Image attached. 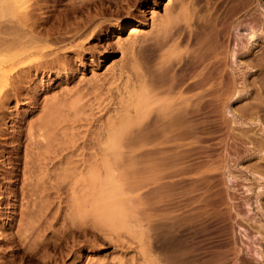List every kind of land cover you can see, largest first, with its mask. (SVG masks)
<instances>
[{
    "label": "bare ground",
    "instance_id": "bare-ground-1",
    "mask_svg": "<svg viewBox=\"0 0 264 264\" xmlns=\"http://www.w3.org/2000/svg\"><path fill=\"white\" fill-rule=\"evenodd\" d=\"M141 1L0 0V112L12 95L18 97L19 82L27 80L30 71L46 72L55 67V63H60L56 74L67 71V59L63 60L57 53L60 46L77 38L89 42L97 34L96 28L102 29V25L92 26L96 17L105 14L111 6L123 12L125 8L139 6ZM168 1L171 3L165 6L154 31H145L143 21L130 23V37L119 43L123 49L132 50L129 66L125 64L120 68L121 73H127L124 82L127 96L123 99V111L107 122L103 133L97 132L94 141L97 151L85 152L86 139L79 152L68 148L66 144L71 145L70 141L63 147L59 142L58 147L63 149L55 146L52 151L53 141L43 136L49 133L46 128L51 132L55 125L51 126L46 118L39 119L38 128L30 124L23 150L25 161L19 193L28 204L19 203L21 223L17 229L18 242L30 256L38 257L46 245L59 247L72 234L89 232V228L76 222L77 217L85 214L87 205H90V215L98 220L96 229L104 238L117 240L120 237L117 228H108L109 232L105 233V228L99 226L100 223L112 227L129 225L128 203L133 196L125 198L126 194L121 192L125 177L122 167H131L129 173L134 177L131 179L135 183L137 205L147 204L149 212L148 220L145 218L147 228H133L141 255V260L135 264H231L242 250L236 245L230 228L232 218L227 209L222 208L228 198L222 194L225 182L219 175L224 174L227 167L226 157L219 156L210 163L198 161V142L216 122L232 131L240 129L237 135L241 139L258 146L259 151L264 148L263 136L250 135V128L243 127L244 121L226 116L227 105L246 96L249 89L251 93L256 91L255 101L245 102L233 110L251 118L249 120L260 112L264 114V0H230L223 13L202 16L196 11L201 0ZM248 11L253 24H244L235 18ZM125 28L127 25L122 22L116 29ZM55 43L59 44L57 52ZM86 43L78 41L71 47H85ZM258 46L260 48L255 49ZM238 64V68L245 67L242 68L243 89L237 88L235 69ZM17 73L18 77L14 76ZM247 73L256 74V79L249 81ZM40 138L45 143L42 144ZM89 145L87 150H90ZM64 146L69 150L65 151ZM43 147L58 161L53 160L50 152L44 155L40 151ZM76 151L78 161L74 163L77 159H71V154ZM49 160L54 161L51 163L55 167L49 166ZM254 167L264 175V162ZM35 172L54 174V178L51 176L50 185L41 190L38 180L34 179ZM58 179L64 183L69 181L72 196L63 217L70 225L66 222L67 227L62 228L63 238H58L62 234L60 229L58 237L54 236L56 240L51 235L52 240L45 233L54 225L57 215L52 211L55 201L48 196L57 192L62 199ZM202 184L207 186L205 195L196 196ZM216 185L218 192L213 190ZM85 188L88 190L81 192ZM44 191L46 194L42 195ZM35 194L37 200L43 196L39 204L45 201L44 205L32 201ZM216 195L221 198L215 199ZM8 201L5 207L10 205ZM138 210V214L141 213V209ZM136 216L134 214V218ZM43 222L48 224L47 228ZM55 229L50 231L55 234ZM240 263L259 264L248 256V251H243Z\"/></svg>",
    "mask_w": 264,
    "mask_h": 264
},
{
    "label": "rangeland",
    "instance_id": "rangeland-1",
    "mask_svg": "<svg viewBox=\"0 0 264 264\" xmlns=\"http://www.w3.org/2000/svg\"><path fill=\"white\" fill-rule=\"evenodd\" d=\"M229 1L230 0H201L196 6V11H198V14L201 16L214 12L220 14L229 7ZM175 2L178 3L179 0H175ZM169 3L171 2L168 0H143L140 2L139 6H133L129 10L125 8L123 12H118L115 6H111L105 14L96 17L97 20H95L92 26L102 25V29L99 30L96 28L95 31H97V34L89 42L86 43L85 40H83L84 38H77L74 42L70 40V43L64 46L62 45L60 48L59 44L57 45V43H55V52H57L58 46L59 51L57 53L59 56L62 57L63 60L67 59L65 60V64L69 67L67 71L62 70L60 74L55 73L57 69L60 68V63H55V67L53 66L52 69L46 72L39 71L34 73V70L30 71L27 80L19 82L21 92L19 91L20 94L18 97L12 95L7 100L4 108L1 109L0 202H3L4 205L0 204V206H3L0 207V264L4 262H9V264H135L138 260H141V255L138 252L137 233L136 231L133 232V228H135L134 230L138 228H147L146 221L148 217L146 218V215L148 216L149 212L147 204L141 207L137 205V195L134 189L135 183L134 180L131 179V177H134L129 173L132 172L131 167H127V169L126 167H122L121 169L125 174L121 184L124 189L121 190V192L126 194L125 198L130 199L133 196L132 202L134 201L133 204L131 201L128 203L130 222L127 227L129 231L125 226L112 227L107 223L105 225L100 223L101 227L98 225L99 228H105L106 230L103 232H109L108 228H117L120 234L117 240L104 238L102 233L96 229L98 227H96L97 224L95 222H98V220L97 218L95 219L93 214H91L93 216L90 215V205H87L85 214L82 215L81 218L77 217L76 222L80 223L83 228H89V232L72 234L59 247L46 245L45 249H43V247L39 252L40 254H37L38 257L30 256L28 251L24 249V246L18 242L17 238V229L21 223L19 217V209L21 206H19V203L22 201L21 203L23 206L28 204L26 200L21 199V195L19 194L22 184L21 169L25 161L23 150L25 149V140L28 139L27 134L30 130V124L33 123L31 125H33L34 128H38L39 119L46 118L45 120H48L51 126L55 125L52 126L53 131L51 132L49 128H46V130H49V133L46 132L45 134L47 137H50V139L47 138L45 134L43 136V138L53 141L51 142L52 145L54 144L53 147L51 146L53 148L52 151L55 150V146H59V142H62L61 146L63 147L64 143L66 144L70 141L71 145H73V143L79 145L77 146L75 144V146L73 145L74 147H69L71 145L68 142L69 145L66 144L68 148H75L74 151L77 150L79 152V150H82V143H85L86 140L88 143L86 146L90 144L88 146L90 150H87L85 146V152L88 151V154L92 151H97L95 149H98V145L96 143V145L94 144V141L96 142V134L100 132L103 133L107 124L112 119H115L118 113L123 111V99L127 96L124 85L125 79H127V73H121L120 68L125 64L129 66L128 63L131 62L130 56H132V50L123 49L119 43L130 37L128 34L130 23H139V21H143L142 25L145 31H154L155 23L159 22V18L164 13L165 6ZM252 9L254 10V8ZM253 10L250 11L252 12ZM250 11L238 14L235 18L244 24H253ZM129 12H131V14H129ZM122 22H125L127 28L124 30H117V26ZM235 32L238 33V29H236ZM141 37L139 36L138 39H141ZM78 41L86 43L85 47H71V45ZM258 48H260V46L255 49ZM236 63H238V61L235 62V64ZM239 66L238 64L236 66L237 69H235L237 88L243 89L245 87L243 78V69L245 67L242 66L238 68ZM247 74H249V81L257 77L256 74ZM14 76L18 77V73ZM250 93L251 91L249 89L246 96H242L240 99L233 101L232 104L227 105L226 116L229 118L235 117L240 121H244L243 127L250 128L251 131L248 132L249 134L252 132L250 135L254 136L255 134V136L264 137L263 112L258 113L256 116L252 115V117H255L249 120L251 118L240 116V112L238 113L233 110L245 102L255 101L253 97L256 96V91ZM46 115L49 118L45 117ZM51 120L55 123L53 124ZM35 121H37V123ZM238 130L240 131V129L237 128H235L234 131H232L231 128L226 129L214 122L203 135L202 141L198 142L200 154L197 160L210 163L219 156L226 157L227 167L224 169V174L219 175V178L223 179L225 182L222 194L228 198L226 203L222 205V208H224V210L227 209L226 211L230 214L232 218V226L230 228H232L234 240L236 241V245L239 246L240 249L242 248V250H240L242 253L239 252L237 256H234L231 264H241L240 260L243 256V251H248V256L251 259L256 260L259 264H264V191H262L264 190V175L261 172L259 173L254 167L256 163L264 162V148L259 151L258 146L254 147L247 139L245 141L241 139L240 136L237 135L239 132ZM43 138H40L42 144L45 143ZM61 146L58 148L63 149ZM67 146L66 150L64 146L65 151L68 149ZM49 150H51V148ZM236 150H238V152H236ZM40 151L47 156L50 152H48L45 147ZM77 151L71 154V159H77ZM43 154H40L39 158H42ZM50 154L54 158L51 152ZM78 158L80 157L78 156ZM57 159L58 158H54L53 160L58 161ZM51 161L49 160L48 162L49 166L55 167V165H52ZM77 161L78 159L73 162L76 163ZM52 173L54 172L52 171ZM34 175L35 174H33V176ZM48 175L36 173L34 176L35 178L33 177L35 180H38V186H40L41 190L43 187L50 185L49 183L52 181L51 176L54 178V174ZM128 177H130V181L127 179ZM58 180H56L59 182L58 184L61 183L60 192H63L62 199L57 192H53V195L51 194L52 197L48 196V198L50 197L51 200L55 201V209L52 211L57 215V220L55 219L57 222L54 221V225L45 233V235L48 234L47 237L52 235L55 240L57 239L55 237H58L57 233H60V229L62 234L61 236L59 234L58 238H63L62 228L67 227L66 222L70 225L69 220H64L63 216L64 213L68 211L67 201H70L72 196L69 186L67 185L69 181L66 180L64 183V181H60L61 179ZM128 181L131 182V184ZM206 189V184H202L200 189L195 192V195L200 197L201 195H205ZM78 190L80 189H77V191ZM87 190L88 188H85L81 190V192ZM213 190L217 192L220 191L217 185L213 187ZM123 193L122 195H124ZM41 194L45 195L46 193L44 191ZM42 195L40 197L38 196L39 198L37 200V195L35 194L32 196L34 197L33 200L32 197L29 200H37L38 205H44L43 202L45 201L39 204V201L44 200ZM218 198H221L220 195L215 196V199ZM60 200H62L61 204ZM6 201L10 202V205L7 207H5ZM57 202L61 206L59 210ZM64 208L67 210L65 211ZM138 208L141 209V213L139 214ZM86 212H88V215H86ZM134 214L137 215L135 217H138L137 219L134 218ZM62 222L65 224L63 225ZM93 222L95 225H92ZM45 223L43 222L42 225L44 224V227H48V224ZM83 223L86 224V226ZM51 228H56L58 231L55 229L54 234L50 231L52 230ZM53 238L52 240H54ZM41 256L44 258H40Z\"/></svg>",
    "mask_w": 264,
    "mask_h": 264
}]
</instances>
